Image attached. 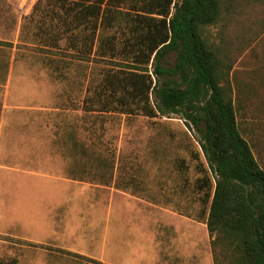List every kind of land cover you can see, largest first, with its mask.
Returning a JSON list of instances; mask_svg holds the SVG:
<instances>
[{"label": "rangeland", "instance_id": "rangeland-1", "mask_svg": "<svg viewBox=\"0 0 264 264\" xmlns=\"http://www.w3.org/2000/svg\"><path fill=\"white\" fill-rule=\"evenodd\" d=\"M35 2L0 0V258L95 264L54 251L63 248L102 264H182L178 258L185 255L187 264H214L198 218L194 182L208 166L194 131L178 115H120L104 122L101 142L91 135L92 119L79 104L105 62H71L68 55L65 79L54 76L44 55L27 47L35 43L29 23ZM255 15L264 24V11ZM241 30L233 34L246 41ZM208 32L219 45V28ZM238 46L234 38L222 47L236 119L264 167V32L243 51ZM94 156L113 162L111 185L73 173L86 169L87 160L96 162ZM123 179L134 188L113 186ZM185 238L191 244L179 242Z\"/></svg>", "mask_w": 264, "mask_h": 264}, {"label": "trees", "instance_id": "trees-1", "mask_svg": "<svg viewBox=\"0 0 264 264\" xmlns=\"http://www.w3.org/2000/svg\"><path fill=\"white\" fill-rule=\"evenodd\" d=\"M263 11L264 0H36L29 16L35 43L27 47L44 55L54 76L65 79L68 55L71 62H105L79 104L92 119L88 131L100 142L104 122L120 115H178L194 131L208 166L200 167L203 175L194 182L198 218L209 234L214 264H264V167L239 128L231 65L222 50L236 38L243 51L259 37L264 24L254 17ZM214 26L219 45L209 39L208 28ZM238 29L249 39L234 35ZM109 30L114 32L103 35ZM87 151L81 144L80 154ZM112 163L96 157L73 173L109 186ZM121 182L113 186L133 187ZM54 251L102 264L63 248ZM0 264L20 263L9 257Z\"/></svg>", "mask_w": 264, "mask_h": 264}, {"label": "crops", "instance_id": "crops-1", "mask_svg": "<svg viewBox=\"0 0 264 264\" xmlns=\"http://www.w3.org/2000/svg\"><path fill=\"white\" fill-rule=\"evenodd\" d=\"M190 241H188L186 238H185V240H179V242L180 243H182V244H185V245H188V243L189 244H191L190 242H192V239H189ZM187 247V246H186ZM189 250L191 251H193V249L192 248H190L189 247ZM181 262H182V264H187V258H186V255L184 256V257H181V258H178Z\"/></svg>", "mask_w": 264, "mask_h": 264}]
</instances>
